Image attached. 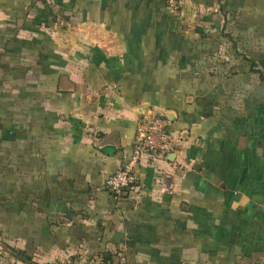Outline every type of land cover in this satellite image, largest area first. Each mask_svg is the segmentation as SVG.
I'll list each match as a JSON object with an SVG mask.
<instances>
[{"label": "crops", "instance_id": "crops-1", "mask_svg": "<svg viewBox=\"0 0 264 264\" xmlns=\"http://www.w3.org/2000/svg\"><path fill=\"white\" fill-rule=\"evenodd\" d=\"M179 1L176 14L165 0H0V158H30L21 172L33 200L16 203L38 216L15 237L26 249L264 264V82L231 42L208 38L221 59L201 74L188 55L227 17L237 50L264 73V0ZM215 5L223 23L185 30L195 7ZM192 79L198 90L186 94ZM157 112L180 149L144 159L116 199L105 180L130 156L139 120ZM0 192H12L2 175Z\"/></svg>", "mask_w": 264, "mask_h": 264}, {"label": "trees", "instance_id": "trees-1", "mask_svg": "<svg viewBox=\"0 0 264 264\" xmlns=\"http://www.w3.org/2000/svg\"><path fill=\"white\" fill-rule=\"evenodd\" d=\"M165 6L169 8L167 0H165ZM228 27H229V20L226 17L224 25L221 28L219 33H217L216 35L207 34V36H203L201 38L202 40H195L194 42L191 43L188 49L189 50L188 55H190L191 57L190 63L194 64V68L193 69L191 68L190 71L193 72L192 74L196 75L198 74L197 68H199L200 74L205 68H209V69L212 68L214 66L213 61L215 59H221L220 57H218V54L216 52L218 50V46L220 45V43L227 41V42H231L230 47L234 49V52L237 55L242 56V59L248 62V64L250 65V71L254 73L255 75L260 76L261 81L264 82V73L260 69L256 68V63L254 59L250 58L249 56L242 55L237 50V40H238L237 36L238 35L237 36L236 34L234 35V32L232 30L231 32ZM227 30L229 31L226 32ZM208 38H210V40L216 41L218 46L216 44L215 46H213L214 44L209 42ZM200 44H203V46L201 45L202 47H199ZM223 62L225 64L227 61L224 60ZM190 63L188 66H190ZM182 82L184 83L186 94L195 92L196 90H198V84L195 79L184 80ZM173 87H174V84H173ZM28 159L30 158L19 157V156L18 157L7 156V157H3V159L0 158V175L4 176V178L8 182V186L10 187V189H12V192L9 194V197H7L5 200L0 198V222L2 224V227L0 228V237L15 238L20 228L26 227V226H33V227L36 226L34 220L38 216L37 217L36 216L33 217L30 215L25 216L16 211L17 210L16 203H22L24 201L27 202V201L33 200L31 197L29 198L26 197V191L28 187V185H26V182L29 180L31 175L29 173L23 174L21 172L23 162L29 161ZM29 164L32 165V162H29ZM0 196H1V192H0ZM41 218L44 219V221L48 223L49 225H54L55 228L57 229L60 228L62 230L64 229L67 230L65 225L62 224V221H59V220L52 221V219H49L48 216L45 218L44 217H41ZM55 237H57L58 239V241L54 239L55 242L56 243L59 242L60 244H62L60 237H63V235L57 233ZM19 254L24 258H31L30 255H32L30 251L26 252L25 250L19 251ZM115 255L116 253L113 254V252L106 251L105 249L99 250L96 253V256L101 257V259L104 261L105 264H113L114 262L113 258ZM194 262H196V259L194 261V258H193V262H191V264H195ZM124 264H138V263L126 260Z\"/></svg>", "mask_w": 264, "mask_h": 264}, {"label": "built area", "instance_id": "built-area-1", "mask_svg": "<svg viewBox=\"0 0 264 264\" xmlns=\"http://www.w3.org/2000/svg\"><path fill=\"white\" fill-rule=\"evenodd\" d=\"M172 9L177 0H167ZM170 119L165 113L144 115L138 122L132 151L128 159L105 180L106 189L116 198L128 194L138 182V168L144 159L152 164L157 159H166L180 149L181 138L170 128Z\"/></svg>", "mask_w": 264, "mask_h": 264}, {"label": "rangeland", "instance_id": "rangeland-1", "mask_svg": "<svg viewBox=\"0 0 264 264\" xmlns=\"http://www.w3.org/2000/svg\"><path fill=\"white\" fill-rule=\"evenodd\" d=\"M177 2V6L172 8V10L175 11L176 14H179L181 2L179 0H177ZM223 21L224 18L222 13L220 12L219 5H215L212 7L198 6L195 7V11L192 16H189L188 20L185 21V25L187 27L185 28V30H192V32L197 34L196 36H199L197 28L200 29L205 24H207L206 27H211L214 23L215 25H218V23H223ZM248 82L253 85V82L255 81L250 80ZM235 105V107L240 109V103ZM237 112L238 114L240 113V111ZM22 250H25L26 252L30 251L32 253V255H30L31 258L22 257L19 254V251ZM54 252L55 253H50V251L46 252L44 250H41V252H39L33 249H26L24 242L20 239H0V264H105L101 257L91 256L89 254L87 255L86 253L81 252L77 249H70L69 251L65 252L59 251V253L54 250ZM114 253L116 252H113V254ZM113 261V264H124V262H126V257L124 256V254L116 253L113 258ZM218 262V260H210L206 261V264H219ZM162 263L180 264L178 261H175V259H173L172 257L168 258Z\"/></svg>", "mask_w": 264, "mask_h": 264}]
</instances>
